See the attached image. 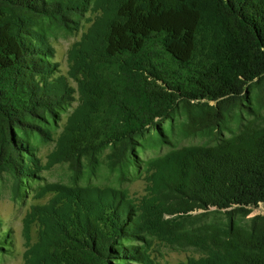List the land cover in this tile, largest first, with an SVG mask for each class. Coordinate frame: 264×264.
Listing matches in <instances>:
<instances>
[{"label":"trees","instance_id":"1","mask_svg":"<svg viewBox=\"0 0 264 264\" xmlns=\"http://www.w3.org/2000/svg\"><path fill=\"white\" fill-rule=\"evenodd\" d=\"M112 1L115 15L98 54L124 78L105 132L112 167L123 175L139 142L164 145L170 134L215 139L151 161L162 169L168 213L225 214V222L182 231L209 254L208 264H264V0ZM69 2L0 0V166L21 169L23 147L32 154V139L46 138L63 108L64 96L40 80L52 71L50 33L69 27ZM101 79L96 72L90 81L94 101ZM233 121L239 130L226 137ZM26 181L31 187L33 179ZM102 205L97 217L88 203L68 221L41 264H132L128 257L142 264L138 248L125 245L141 232L130 206L120 198ZM254 210L263 213L248 225L237 221Z\"/></svg>","mask_w":264,"mask_h":264},{"label":"rangeland","instance_id":"2","mask_svg":"<svg viewBox=\"0 0 264 264\" xmlns=\"http://www.w3.org/2000/svg\"><path fill=\"white\" fill-rule=\"evenodd\" d=\"M69 3V27L56 28L49 35L52 71L46 80L39 77L41 88L47 84L50 93L64 96L63 108L57 109L48 123L46 138L32 139V154L23 147L27 156L21 169L0 166V264L43 263L46 249L60 243V231L68 221L79 217L88 203L97 217L103 201L115 198L130 206L140 227L136 240L125 245L138 248L142 264H208L209 254L189 245V234L182 231L208 222H225V214L213 209L190 212V219H181L185 215L181 213L169 214L162 194L165 180L161 167L151 161L184 146L218 141L210 136L181 139L170 134L164 145L142 146L139 142L133 154L135 163L123 175L113 168L112 147L105 143V132L115 116L112 100L124 96V78L117 64L105 57L101 62L98 54L104 53V35L116 6L112 0ZM96 72L104 88L94 101L90 81ZM238 126L233 121V129L224 135L238 131ZM26 177L33 179L31 187ZM19 179L23 181L20 189ZM259 213L263 211L254 210L237 221L248 225ZM127 259L141 263L138 257ZM111 261L116 264V258Z\"/></svg>","mask_w":264,"mask_h":264}]
</instances>
